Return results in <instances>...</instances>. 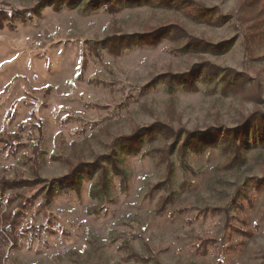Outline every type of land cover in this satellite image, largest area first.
<instances>
[{
  "label": "rangeland",
  "instance_id": "374dc122",
  "mask_svg": "<svg viewBox=\"0 0 264 264\" xmlns=\"http://www.w3.org/2000/svg\"><path fill=\"white\" fill-rule=\"evenodd\" d=\"M49 1L0 0V178L28 182L26 187L8 190L4 198L23 196L22 201L17 196L12 203L17 206L37 189L45 195L22 210V243L7 263L153 264V259L149 263L126 260L119 245L127 241L140 255H146L145 243H149L162 264H218L219 260L261 264L264 184L257 181L264 177V145L251 140L245 163L231 170L216 168L225 159L220 148L189 153L186 158L191 168L184 170L174 148L170 189L177 194L162 213L155 209L164 191L147 194L149 186L162 179L163 170L148 153L150 147L163 144L161 139L146 141L143 152L136 155L115 153L117 165L126 173V189L111 162L105 161L102 169L81 173L68 192L46 200L49 180L67 174L70 163L77 164L82 158L91 165L96 155L111 152L112 137L129 133L134 124L167 119L169 93L164 83L142 90L152 74L185 71L194 62L207 59L245 71L260 85V102L177 89L176 111L188 129L204 128L215 119L227 127L235 126L242 115L264 107V47H256L253 58L245 55L236 21L240 0H193L216 8L208 20L229 15L230 20L224 23L188 17L184 8L158 3L125 7L110 14L103 6L86 9L92 0H80L77 8L62 6L59 10ZM189 7L193 14L203 10L198 5ZM176 21L192 36L212 42L233 38L234 42L222 54L173 55L170 48L176 44L169 40L157 46H136L120 56L101 48L99 57L86 48L85 41L102 40L113 30L136 33ZM176 121L170 120L178 126ZM102 175L106 176V193L95 187ZM241 186L249 189L252 204L239 214L230 204ZM207 207L226 212L195 218ZM181 208L186 209L180 212ZM243 217L249 222L248 230L258 224L259 231L240 246L242 234L229 229L232 222L241 226ZM41 224L45 230L38 235L28 230L29 225ZM197 236L217 240L208 255L196 252ZM229 244L235 248L229 249Z\"/></svg>",
  "mask_w": 264,
  "mask_h": 264
},
{
  "label": "trees",
  "instance_id": "16d2710c",
  "mask_svg": "<svg viewBox=\"0 0 264 264\" xmlns=\"http://www.w3.org/2000/svg\"><path fill=\"white\" fill-rule=\"evenodd\" d=\"M154 3L168 8H184V14L188 17L200 16V18H204V20H208L210 17L212 18L216 10L215 7L208 8L200 3L195 4L196 2L193 0H92L86 3L85 8L99 9L100 6H103L106 12L116 14L125 7ZM48 4H52V6L55 4V8L59 10L62 6L77 8L81 4V1L50 0ZM191 5H198L203 10L193 14L191 7H189ZM236 11L238 17H236V15L235 17L243 35L245 55L248 58H253L255 48L264 47V0H240ZM228 16L229 15H222L218 17V19L208 21L213 23H224L230 20ZM162 40H169L173 44H176L170 48V52L173 55H178L182 52H211L222 54L226 52L234 42L233 38L212 42L205 38L192 36L188 33L184 24L176 21L171 22V24L149 26L148 29L143 32L125 33L121 30H113L102 38V40L92 41L88 39L85 43L89 54H95L100 57L101 48L106 49L114 56H120L126 50L136 46H157ZM261 57L264 58V54ZM199 82H205L207 85L201 87ZM159 83H164L169 93V100L166 106L168 112L167 119H158L147 125L134 124L129 133L112 137V142L110 144L111 152L96 155L91 165L82 158H78L77 164L70 163L67 174L49 180L51 186L46 195V200L48 202L52 201L60 192H68L69 187L76 186L78 183V176L81 173L91 174L95 170L102 169L105 161L111 162L115 173L122 178L123 188L126 189V173L117 165L116 156L114 157L115 153L119 150L121 153L136 155L143 152L146 141L154 143L156 140L161 139L163 144L150 147L148 153L153 156L155 166L163 170L162 179L151 184L147 194L150 195L154 191L159 190L164 191V193L160 195L155 209L157 213H162L174 202L177 194L176 191L170 189V183L175 171V162L172 159L174 148L176 149L178 162L184 170L191 168L186 158L189 153H203L208 148H220L225 156L224 161L216 166L217 169L231 170L245 163L244 154L250 145V140L252 144L264 145V107H257L250 113L242 115L235 126L227 127L222 124L219 119H215L214 123L204 128L197 126L192 129L186 128V126L181 123V116L176 111L174 92L177 89H181L187 93L202 92L206 94L220 93L222 96L233 95L235 97H241L244 100L254 99L256 102H260L262 100L260 85L258 82H255L254 77L248 75L247 72L224 67L207 59H201L200 61L194 62L185 71L173 72L169 70L158 74H152L150 76V81L142 90L154 88ZM171 119L177 120L178 126L171 123ZM35 176H38V174H35ZM105 180L106 176L102 175L99 177L100 182L95 184L97 191L106 193ZM257 183L260 185L264 184V177L259 178ZM101 185L102 187H100ZM183 185H185V183H183ZM26 186H28V182L25 179L15 180L0 178V264H8L7 260H9L11 252L22 243L20 238L23 230L20 228V224L25 216V214H21L22 210L33 204L41 195H44L37 189L35 193H32L26 199V202H24V199L23 203L17 206H12V203L16 200L17 196L20 198V201H22L23 196L16 194L14 195L16 197L10 196L4 198L8 190ZM247 204H252L251 195L249 189L245 188V186H241L230 205L241 214L246 210ZM18 209L21 210L18 212ZM185 209L186 208H181L179 211L183 212ZM224 212H226V210L222 208L207 207L200 209L195 218H199L200 216L206 217L208 215L214 216ZM241 221V226H237L232 222L229 230L230 232L242 234L243 238L239 241V244L240 246H244L246 240L254 237L259 231V225L255 224L254 230H248L249 222L247 218L243 217ZM28 230L38 235L45 230V226L43 224L37 227L29 225ZM196 241L195 249L201 256L208 255L210 247L212 245L216 246L217 242L214 238H202L199 236H197ZM231 248L235 247L229 244V249ZM119 249L124 252V258L126 260L149 263L153 259V264H162L155 256L157 253L153 251L151 245L147 242L145 243L146 255H140L135 252L131 244L127 241L122 242L119 245ZM262 259L261 264H264V255ZM218 264L225 263L219 260Z\"/></svg>",
  "mask_w": 264,
  "mask_h": 264
}]
</instances>
